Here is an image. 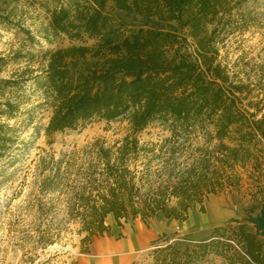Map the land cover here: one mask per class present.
<instances>
[{
	"label": "trees",
	"instance_id": "obj_1",
	"mask_svg": "<svg viewBox=\"0 0 264 264\" xmlns=\"http://www.w3.org/2000/svg\"><path fill=\"white\" fill-rule=\"evenodd\" d=\"M17 1L0 0V25L13 23L8 8ZM251 1L58 0L47 10L52 37H86L95 44L46 54V67L35 80L52 110L45 134L73 131L94 119L126 117L131 126L132 134L114 149L95 147L102 181L82 188L73 209L83 217L88 245L110 233L108 216L117 225L136 218L148 224L157 213L185 222L194 203L241 187L237 168L257 170L250 185L264 188V92L235 80L219 53L218 29ZM6 65L0 56V73ZM16 85L0 79V161L8 167L29 148L7 123L18 110L7 97ZM153 124L172 137L212 128L220 155L213 157L211 173V161H202L203 173L190 171L183 180L143 192L127 161L140 152L153 154L155 145H142L136 137ZM257 208L259 203L247 214ZM149 256L152 264H264V235L245 221L229 220L205 239L162 234Z\"/></svg>",
	"mask_w": 264,
	"mask_h": 264
},
{
	"label": "rangeland",
	"instance_id": "obj_2",
	"mask_svg": "<svg viewBox=\"0 0 264 264\" xmlns=\"http://www.w3.org/2000/svg\"><path fill=\"white\" fill-rule=\"evenodd\" d=\"M56 6L58 0H19L8 8L13 23L0 25V56L7 60L0 79L17 81L7 97L18 110L7 123L15 128L19 140L29 142L14 166L0 161V264H72L83 255L89 248L83 241V217L73 209L80 204L82 188L89 190L102 181L103 165L95 147L114 149L132 134L126 117L111 122L94 119L73 131L45 134L52 110L35 80L46 67V54L95 44L86 37L82 41L52 37L47 10ZM218 33L222 65L235 80L264 92V0L243 4ZM213 134L207 128L172 137L160 124L136 134L140 144L155 145L152 155L140 152L127 161L142 191L176 183L190 171L203 173L202 161H211L210 174L213 157L220 155ZM59 161L58 169L55 163ZM236 170L242 178L237 191L226 190L194 203L185 222L163 220L169 224L165 234L200 240L209 237L213 228L240 220L264 235V188L252 187L249 178L258 172L249 166ZM258 203L259 208L247 214ZM109 221L112 216L106 218ZM149 253L142 255L139 264H152Z\"/></svg>",
	"mask_w": 264,
	"mask_h": 264
},
{
	"label": "crops",
	"instance_id": "obj_3",
	"mask_svg": "<svg viewBox=\"0 0 264 264\" xmlns=\"http://www.w3.org/2000/svg\"><path fill=\"white\" fill-rule=\"evenodd\" d=\"M148 224L140 218L121 220L120 225L114 221L106 223L110 233L95 238L89 245L88 253L80 255L76 264H139L142 255L151 249V244L165 234L169 224L178 222L165 219L157 213Z\"/></svg>",
	"mask_w": 264,
	"mask_h": 264
},
{
	"label": "water",
	"instance_id": "obj_4",
	"mask_svg": "<svg viewBox=\"0 0 264 264\" xmlns=\"http://www.w3.org/2000/svg\"><path fill=\"white\" fill-rule=\"evenodd\" d=\"M262 227H264V226H262Z\"/></svg>",
	"mask_w": 264,
	"mask_h": 264
}]
</instances>
